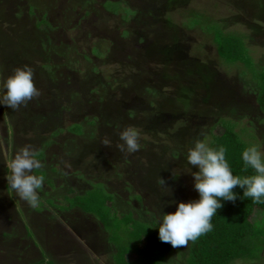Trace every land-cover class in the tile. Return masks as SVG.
Returning <instances> with one entry per match:
<instances>
[{
  "label": "rangeland",
  "instance_id": "374dc122",
  "mask_svg": "<svg viewBox=\"0 0 264 264\" xmlns=\"http://www.w3.org/2000/svg\"><path fill=\"white\" fill-rule=\"evenodd\" d=\"M105 1L0 0V95L22 67L33 70L40 92L16 110L0 104V264H36L43 255L56 264H113L115 247L100 221L57 207L66 205L68 190L102 182L116 195L119 217L136 207L160 221L179 202L199 199V169L186 155L197 139L210 137L217 118L247 127L264 153V113L240 77L243 67L224 64L212 36L187 26L196 12L222 22L246 35L264 65V0H128L137 11L129 21L107 12ZM44 14L56 28L37 27ZM74 122L83 124L82 135L68 129ZM129 127L141 147L121 153L119 131ZM26 146L45 153V176L33 172L45 177L37 208L7 182V162ZM185 247L173 248L165 264H186Z\"/></svg>",
  "mask_w": 264,
  "mask_h": 264
},
{
  "label": "trees",
  "instance_id": "16d2710c",
  "mask_svg": "<svg viewBox=\"0 0 264 264\" xmlns=\"http://www.w3.org/2000/svg\"><path fill=\"white\" fill-rule=\"evenodd\" d=\"M114 1L121 5L115 4ZM107 2L108 8L105 7ZM103 7L107 12L121 16L123 21L131 20L137 13L128 0H106ZM32 12L34 7L31 6L30 13ZM190 18L187 26L189 28L199 26L212 36L217 53L224 64L230 67L240 64L239 68L243 67L242 70H238L240 77L248 78L244 80L255 92L258 108L264 113V65L258 64V60L254 58L246 35L226 31L222 22L214 19L211 21L199 12L193 13ZM36 24L41 30L56 28L47 14L37 20ZM126 33V30L123 31L124 35ZM92 51L96 57L102 55L97 47ZM41 67L48 75L55 72L52 65L43 64ZM250 124L253 125L252 122ZM237 126L238 123L234 119L226 117L215 119L209 127L212 141L210 147L225 148L226 159L233 175L243 178L255 174L251 168L245 169L242 160L243 151L255 146L254 142L248 139H255V135L247 132V127L239 130ZM68 129L74 134L84 133L83 124L80 122L72 123ZM44 155V151L41 150L37 153V158L43 159ZM38 171L45 176L44 169ZM89 183L90 188L83 192L72 186L65 197L66 205L57 206L60 211L76 208L95 216L109 232V242L115 247L113 264H165L173 247L170 243L160 241L157 229L159 219L156 213L149 209L140 210L132 207L131 211L119 217L115 208V193L102 182ZM233 191L238 195L236 201L223 202V207L212 218V230L195 241H189L185 247L186 264H232L236 260L249 263L264 261V202L257 204L253 203L251 198H243V189L239 186ZM49 202L54 204L52 200ZM44 256L36 264H56L49 256H45L48 259L46 261Z\"/></svg>",
  "mask_w": 264,
  "mask_h": 264
},
{
  "label": "clouds",
  "instance_id": "9594fccd",
  "mask_svg": "<svg viewBox=\"0 0 264 264\" xmlns=\"http://www.w3.org/2000/svg\"><path fill=\"white\" fill-rule=\"evenodd\" d=\"M0 104L18 109L40 95L30 67L17 68L3 83ZM121 153H135L140 150L139 133L134 128L119 131ZM208 135L197 139L186 155L187 163L199 169L194 173V189L199 199L179 202L175 212L163 214L158 222L159 239L170 243L173 248L188 246L189 241L197 240L212 230V218L223 207L224 201L235 202L238 195L233 189H243V198H251L253 203L264 202V153L256 146L246 148L242 153L245 169L254 170V175L243 178L233 175L226 159V149L210 147ZM103 144L111 146L105 140ZM43 167L34 149L26 146L7 162L8 186L16 195L32 208L39 206V191L44 186L45 177L33 174ZM160 184L165 185L162 179ZM243 199L242 197H240ZM156 228V227H155Z\"/></svg>",
  "mask_w": 264,
  "mask_h": 264
}]
</instances>
